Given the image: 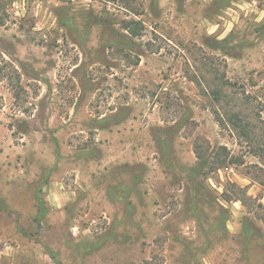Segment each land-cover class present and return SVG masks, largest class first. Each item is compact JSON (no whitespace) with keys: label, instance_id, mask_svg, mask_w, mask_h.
<instances>
[{"label":"rangeland","instance_id":"obj_1","mask_svg":"<svg viewBox=\"0 0 264 264\" xmlns=\"http://www.w3.org/2000/svg\"><path fill=\"white\" fill-rule=\"evenodd\" d=\"M232 114L264 141V0H0V264H264Z\"/></svg>","mask_w":264,"mask_h":264},{"label":"trees","instance_id":"obj_2","mask_svg":"<svg viewBox=\"0 0 264 264\" xmlns=\"http://www.w3.org/2000/svg\"><path fill=\"white\" fill-rule=\"evenodd\" d=\"M123 8H131V12L133 14H139L141 12V6L137 5L135 7H131L130 5H121ZM122 28L127 30L132 36H137L139 33V28L142 26L141 22L136 19H124L121 21ZM218 122L222 125L225 124V121L223 120V117H220L218 115L217 117ZM228 121L229 126L234 131V134L236 137L244 142H247L252 145V142H256L255 146H252L253 154L254 155H262L264 153V141L260 137L257 138L258 133H256L250 126L248 121L242 118L239 114H232L225 119ZM194 153L196 156V159L200 165V167H205L206 169L203 170L204 173L212 172L213 170L222 168L224 166H227L228 164H242V161L239 159V157L232 155L230 151L226 148L225 145H219L215 151H213L211 154H206L205 152L202 153L197 149V147H194ZM256 167L260 172L264 173V168L253 165ZM258 182V184L263 185L264 181L258 179V177L255 178ZM223 199L225 201L232 200L231 195H224ZM259 207L264 210V206L259 204ZM259 218H261L264 221V212L259 213Z\"/></svg>","mask_w":264,"mask_h":264}]
</instances>
